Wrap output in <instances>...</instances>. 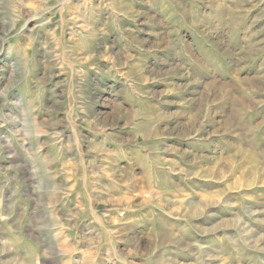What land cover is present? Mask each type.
<instances>
[{
  "label": "clouds",
  "instance_id": "1",
  "mask_svg": "<svg viewBox=\"0 0 264 264\" xmlns=\"http://www.w3.org/2000/svg\"><path fill=\"white\" fill-rule=\"evenodd\" d=\"M137 2L146 4L148 10H136L134 4ZM253 12L254 16L251 15ZM48 13L53 15L47 16ZM57 14L60 16L57 26L46 29L45 26L52 24ZM141 16L144 17L142 24L160 28L159 32L147 33L149 37L155 36V40L141 38L137 32H143L144 29L139 24L135 29L122 24L123 19L135 22ZM250 16L251 21L241 37V46L234 38ZM33 20L39 22L29 28ZM261 22H264V0H78L76 4H73V0H0V24L5 26L0 41L16 40L27 32L26 43L12 45L7 50L15 59L7 66H0V82L7 81L0 88V128L20 121L23 126L12 132V139L22 140L25 144L40 135H48L52 143L61 144L64 133L57 131V128H71L76 140L73 143L69 138L70 142L66 147L69 150L75 147L81 158L94 154L93 160L89 161L90 166L95 164L96 159L104 162L98 168L89 167L87 171L91 176L101 177L105 172L111 173L107 186L100 185L98 179H93L91 185L84 184L78 197L82 194L91 202L102 196L110 197V189L113 188L126 189L128 195L137 190L141 194L147 191L152 207H159L165 216L177 215L175 209H183L177 216V219L185 221L182 224L165 221L159 212L145 213V217L153 222L151 234L147 237L126 227L132 224V220L122 219V212L118 217L119 227L113 226L112 216L106 213L101 217L102 223L98 227L89 226L88 231L81 234L79 242L85 247L80 250L86 253L90 264H97L100 249L105 246L108 264H137V257H142L149 264H169L163 257L153 259L158 249L169 245L179 252L196 248L197 252L193 253L196 257L194 264H241L242 250L264 253V201L256 200L255 203L261 206L253 207L240 203L254 199L247 193L241 194L240 201L229 196V192L238 191V187L231 181L225 183L222 173L232 175V171L222 167L228 164V158L223 152L217 159L215 156H206L198 149L167 142L176 138L206 144L212 136H235L242 144H250L254 134L264 128V119L255 123L251 121L254 114L264 111V23ZM256 24H260V27L253 31ZM64 27L71 28L69 41H64ZM57 29H60L59 36L56 35ZM38 30H45L48 39H40ZM105 37H111V40H104L102 45H94L98 38ZM36 44L46 53V57L39 61L26 51ZM100 47L103 48L102 51L99 50ZM0 51H3L2 46ZM69 54L71 60L68 59ZM148 56L154 58V64L146 63L145 57ZM86 57L95 61L107 59L109 64L101 66L93 63L85 67ZM218 60L227 61L229 70L221 72ZM257 60L261 61L257 70L242 75L250 63ZM56 67L69 74L65 83L75 88L71 108L65 112L67 120L55 118L56 114L64 110L57 107L63 101L57 97L54 87H48L52 94L49 101L54 102L43 110L49 114V119L37 122L33 113L41 108L38 94L50 85L53 69ZM88 69L94 70L101 79L108 77L115 80L123 73L126 85L123 91L128 95L131 107L122 108V101L112 100V111L102 114V118L100 115L90 114L91 109L84 95L86 83L91 81L93 87L100 88L101 91L108 89L103 88L96 77H90ZM177 76L186 79L187 84L174 83L173 78ZM74 78L78 80L76 85H72ZM149 82L164 83L168 87L163 92L145 88L144 85ZM195 84H205L206 90L193 87L191 96L183 101L185 105L197 106L194 114L183 113L188 117L184 123L161 129L160 125L164 121L181 114H169L160 110V103H170L163 97L186 91ZM56 87H60V82H57ZM108 87L115 89L114 96L121 95V89H116L115 85ZM14 88L23 89L24 94L17 95L10 101L8 93ZM9 104L18 110V115L4 113V107ZM121 119L125 121L124 126L117 130V122ZM77 120L95 136H103V141L97 142L95 136L83 137L77 134L75 130L81 126L77 124ZM206 122L212 123L213 128L208 135L202 136L200 133ZM125 129L129 130L128 134L122 135ZM141 138L145 143L133 148ZM0 139L5 137L0 136ZM12 139L8 140L9 146ZM228 143L236 149L241 163L245 160H256L259 163L258 178L264 184V149L258 146L245 149L233 141ZM81 144L86 145V152H80ZM47 146L48 142L36 143L34 147L25 148L24 151L39 161L42 148ZM121 161L127 163L121 165ZM79 162L74 159L73 167ZM138 165L145 169V176L137 174ZM35 173H43L48 182L42 180L33 186V231L52 232L60 223L56 217V205L69 194L68 187L56 185L55 176L48 172L46 166L36 168ZM146 179L147 184L143 183ZM207 179H214L220 185L211 189L219 196L218 200L203 199V196L209 194V188L199 181ZM166 192L172 194L165 195ZM41 193H48L50 198L47 201L38 198ZM57 193L61 194L59 198ZM93 193L97 195L94 197ZM109 203L119 210L115 200L110 198ZM15 205L16 201L10 199L4 209L7 214L0 212V220L12 218L15 215ZM40 209L48 213L47 223L35 215ZM212 209H227L229 215L225 216L221 211ZM205 215L214 218L207 222L211 226H207L205 222H194L197 217ZM76 217L87 218L86 209L79 201L75 209L68 210L64 215V223L75 229L78 223L72 221ZM23 220L24 214L21 213L11 227L16 228ZM91 223L95 224V219ZM226 227L234 228L235 234L225 232L214 238L225 239L230 245L235 244L228 253L220 249L209 251L210 240L192 243L186 239L189 233L206 237L212 233H220ZM145 238L148 243L142 244L141 241ZM117 245L123 247L117 248ZM65 246L57 233L56 245L45 248L42 255L53 259L59 257V264H72L71 256L64 251ZM3 250H10L7 242ZM260 259L261 264H264V256ZM7 264L17 262L8 261ZM170 264L182 262L171 261Z\"/></svg>",
  "mask_w": 264,
  "mask_h": 264
},
{
  "label": "rangeland",
  "instance_id": "2",
  "mask_svg": "<svg viewBox=\"0 0 264 264\" xmlns=\"http://www.w3.org/2000/svg\"><path fill=\"white\" fill-rule=\"evenodd\" d=\"M54 2V0H53ZM78 0H73V4H76ZM134 7L138 11H147L148 6L146 4L137 2L134 4ZM258 11V9H257ZM52 13H48L47 16H52ZM255 15V12L251 14ZM67 19V16H66ZM144 19L141 16L135 22L128 19H123L122 24L125 26H129L132 28H136L137 24L140 25L141 28L144 29L143 32H137V34L141 38H147L150 40H155V36L149 37L147 35L148 32L156 31L159 32L160 28H153L150 24H142L141 21ZM60 20L59 14L55 15L52 21V24L46 25L45 28H53L56 27ZM251 21V16L245 20V22L241 26V31L237 33L234 40L238 42L241 46L243 45V40L241 39L244 34V30L247 28V25ZM39 21L33 20L29 24V28L33 27ZM264 23V22H261ZM4 25L0 24V36L3 35ZM19 27V25H17ZM260 27V24H256L253 27V31ZM71 31L70 27L63 28V38L64 41H69V33ZM39 38L43 40H47V32L45 30H38ZM25 34H21L16 40H8L7 42L0 41V46H2L3 51H0V66H7L12 60L15 59V56H10L8 53L9 47L18 43H26ZM60 29H57L56 35L59 36ZM104 40H111V37H105L103 39L98 38L97 41L94 42V45H102ZM103 50L102 47L99 49ZM29 56H35L36 60L39 61L41 58L46 57V53L43 48L40 47L39 44L33 45L31 48L26 49ZM135 55V53H133ZM71 60V54L68 57ZM145 61L148 64H154L155 60L153 57L148 56L145 57ZM260 60H257L253 63H250L249 67L245 69V72L242 73L248 74L253 73L257 70ZM54 63V62H53ZM98 63L101 66H107L109 64L107 59H102L99 61H95L93 58L85 59V67L87 65ZM218 69L221 72H226L229 70V65L225 60H218ZM190 70L195 71L194 68H190ZM53 75L51 79L50 85L45 87L42 90V93L38 94V99L41 104V108L39 111L33 113L36 117L37 122H41L49 119V114L45 112L44 107L48 106L50 103L54 101H49V96L52 95L48 91V87H54L56 95L59 99L63 101L62 105H57V107L64 109L56 114V119L59 120H67L65 112L71 108L72 97L75 94V88L69 86L65 83L68 79L69 74L63 69L56 67L53 69ZM9 73H5L8 75ZM35 75V72L33 73ZM88 75L90 77H96L97 82L103 87L107 88V91H101L100 88L93 87L91 81L86 83L84 95L87 98V103L90 106L91 112L90 114L100 115L102 118V114L108 113L112 111L110 102L112 100H117L118 102H123L121 104L122 108H130L131 101L128 95L123 91L126 88L125 83L123 82V73H121L115 80L110 79L108 77H104L101 79L96 76V73L92 69H88ZM174 83L177 85L187 84V80L183 79L179 76L173 78ZM57 82H60V87H56ZM7 81L0 82V88H2ZM78 83L77 79L72 80V85H76ZM109 85H115L116 89H121V95L116 97L113 95L115 89L109 88ZM145 88H150L158 91H165L168 87L167 84L164 83H153L149 82L144 85ZM198 87L202 91L206 90L205 84H195L191 85L186 91L180 93H173L170 95H165L163 97L164 100L170 101V103H160L158 105L160 110H163L169 114L173 113H181L180 115H173L171 120L164 121L160 127L163 129L165 126L172 128L176 127L178 123H184L188 118L183 113H187L188 115L194 114V109L197 107L195 105H185L183 103L185 98H189L191 96V88ZM90 89V90H88ZM24 94V90L21 88H14L8 93V99L11 101L17 95ZM171 101H175V103H171ZM2 103V100H0ZM4 113L11 114L13 116L18 115V110L15 109L11 104L4 107ZM82 115V114H77ZM264 119V111L260 113L254 114L251 117V121L253 123L258 122L259 120ZM247 122V121H246ZM125 121L123 119L117 122V130L123 128ZM77 124H81L80 127L76 128V133L83 137H93L95 134L90 132L88 128L83 127L80 120H77ZM22 123L20 121H15L13 123L8 124L4 128H0V136L5 137V139H0V212H4V209L7 208V204L10 199L16 201L14 213L15 215L7 221L0 220V264H7L8 261H16L17 264H59L60 258H48L42 255L45 248L54 247L57 243V233H59V240L65 243V253L71 256L72 264H90L86 259V253L81 251L85 245L80 243L81 234L87 232L89 226L98 227L102 223L101 217H103L106 213H109L112 216V224L113 226H120V213H123L122 219L132 220V224L126 225V227L133 228L137 232H141L147 237L151 234L152 230V220L145 217V213L149 212H159L160 216L164 218L165 221H171L177 224L185 223V221H181L177 219L178 214L183 211L182 208L175 209L177 215L173 216H165L163 212H161L159 207H152V201L149 193L145 191L141 194L138 190L132 195L126 194V189H110V197L102 196L99 200L93 199L91 202L84 196L79 195L78 193H82V189L85 183L91 185L93 179H98L100 185L107 186L110 183L109 176L110 172H105L101 177H92L90 172L87 170L89 167L98 168L104 162L100 159L95 160L94 165H89V161L93 160V155L83 156L82 158L78 156L75 147L69 150L66 146L71 141L74 143L76 137L73 135V131L71 128H63L58 127L57 131H63L64 137L61 141V144L52 143L50 137L48 135H40L35 138V140L30 141L25 144L24 141L18 139H12V132L17 128L22 127ZM213 124L206 122L204 130L200 133L202 136L208 135L210 131H212ZM127 129L124 130L122 135L128 134ZM12 139L11 146L8 145V140ZM103 136H95V140L97 142L103 141ZM213 141L215 143H213ZM228 141H233L237 146L247 149L249 146H258L261 149H264V128L259 129L254 134V139H250V144H242L238 137L235 136H225L223 138L218 136H212L208 143L206 144H197L190 141H185L181 139H169L168 143H173L177 146H185L189 149H198L202 151L206 156H215L219 159L221 152L228 158V164L222 165V167L230 168L232 171V175H228L227 172L222 173L225 179V183L231 181L233 185L238 187V191H230L229 196L234 197L237 201H240V196L242 193H247L250 197L254 199H247L240 201L241 204H248L253 207H260L261 205L256 204L255 201H264V184L258 178V172L260 165L256 160H245L241 163V157L236 154V149H234ZM48 142L47 147H43L40 152V160H35L29 156L27 152L24 151L25 148L34 147L36 143L44 144ZM145 141L141 138L137 140V145H134L135 148L138 145L144 144ZM62 145L64 147H62ZM217 146L219 150H217ZM108 147H112V145H108ZM87 148L85 144H81L80 152H86ZM80 161L76 167H73V160ZM127 161H121V165L126 164ZM41 166H46L48 172L55 176L54 183L59 186L67 185L69 194L60 200V202L56 205V217L60 221L59 226L52 232H34L33 224H32V216H33V208L35 205V200L32 198L35 194L33 193V186L39 184L42 180L46 183L47 178L43 175V173L36 174L35 169ZM247 169V170H245ZM59 170V171H57ZM137 174L141 176H145V169L143 167L137 166ZM150 172H154V170H149ZM249 174H251V179H249ZM143 183L147 184L148 180L146 179ZM200 184L209 188V194L203 196L205 201H213L218 200L219 196L215 194V192L211 191L212 187H219L220 185L214 179L200 180ZM90 190V189H89ZM15 193V195H13ZM27 193V196L25 195ZM171 192H166L165 195H171ZM60 193H57V198L60 197ZM97 194L93 193L95 197ZM38 198L47 201L50 196L48 193L38 194ZM113 199L119 205V210L114 208L111 203H109V199ZM82 202L83 206L86 209V217H76L72 223H78V227L73 229L69 225L64 223V215H66L68 210L75 209L76 204ZM183 204V201H181ZM215 211H221L223 215H229L227 209H212ZM236 210H239L236 209ZM21 213L24 214V220L21 224L17 225L16 228H12V224L17 216ZM6 215L7 213L4 212ZM36 216L40 217L45 223L48 222V213L43 209H40L35 213ZM73 216L75 217V212H73ZM95 219L96 223L92 224V220ZM214 219L213 217H208L207 215L197 217L194 222H205L207 224L208 221ZM207 226H211L207 224ZM17 228L19 229L17 231ZM225 232H232L235 234V229L231 227H226L222 229L220 233H212L209 236L201 237L197 233H189L186 238L189 242H202L205 240H210V248L212 249H220L225 251L226 253L231 252L232 248L235 244L230 245L229 242L225 239H215L216 235L222 236ZM95 235V234H94ZM8 243L9 251H4V244ZM142 244L148 243L147 238L141 241ZM123 245H117V248H122ZM197 252L196 248H191L186 252L174 251L173 246L169 245L167 248H160L156 251L155 257L153 259L163 257L165 261H168L169 264L171 261L182 262V264H194L196 257L193 253ZM215 254V253H213ZM242 260L241 264H261V256H264V253H259L255 251L242 250ZM107 246L100 249V255L97 259V264H108L107 262ZM137 264H149L148 261L143 260L142 257H137Z\"/></svg>",
  "mask_w": 264,
  "mask_h": 264
}]
</instances>
